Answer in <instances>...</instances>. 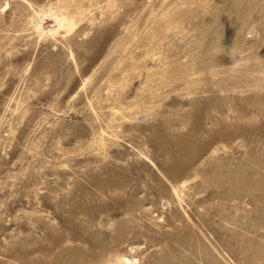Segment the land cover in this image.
Returning <instances> with one entry per match:
<instances>
[{
    "label": "rangeland",
    "instance_id": "1",
    "mask_svg": "<svg viewBox=\"0 0 264 264\" xmlns=\"http://www.w3.org/2000/svg\"><path fill=\"white\" fill-rule=\"evenodd\" d=\"M121 256L264 264V0H0V264Z\"/></svg>",
    "mask_w": 264,
    "mask_h": 264
},
{
    "label": "bare ground",
    "instance_id": "2",
    "mask_svg": "<svg viewBox=\"0 0 264 264\" xmlns=\"http://www.w3.org/2000/svg\"><path fill=\"white\" fill-rule=\"evenodd\" d=\"M61 17V16H60ZM59 16H55V15H51V14H46L44 15V18H50L54 21V24H53V27L50 28V25L48 26H43V21H44V18H40L42 19L41 22H40V26L43 27V32H57V33H60V32H63L64 30V21L60 18ZM118 264H136V261L132 258H129L127 256H121L119 257V262Z\"/></svg>",
    "mask_w": 264,
    "mask_h": 264
}]
</instances>
